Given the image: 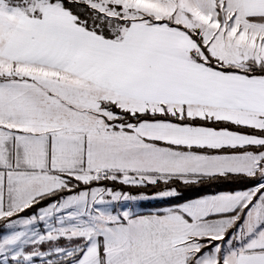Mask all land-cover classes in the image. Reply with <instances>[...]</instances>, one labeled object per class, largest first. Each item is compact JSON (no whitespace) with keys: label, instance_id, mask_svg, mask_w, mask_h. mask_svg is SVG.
Returning <instances> with one entry per match:
<instances>
[{"label":"snow or ice","instance_id":"6c2138e0","mask_svg":"<svg viewBox=\"0 0 264 264\" xmlns=\"http://www.w3.org/2000/svg\"><path fill=\"white\" fill-rule=\"evenodd\" d=\"M0 264H264V0H0Z\"/></svg>","mask_w":264,"mask_h":264},{"label":"trees","instance_id":"16d2710c","mask_svg":"<svg viewBox=\"0 0 264 264\" xmlns=\"http://www.w3.org/2000/svg\"><path fill=\"white\" fill-rule=\"evenodd\" d=\"M109 187H114V188H118L120 190H124V191H130L132 193H155L157 191H159V189H156L154 187H129V186H124V185H113V184H108ZM180 194H181V200L179 202H183L184 199H191L196 197L198 194L200 193L199 189H196L195 187H191V188H185L183 186H179L178 188ZM176 201H169L166 203H161L159 201H154V202H148L146 204L150 205V206H162V205H170V203H173Z\"/></svg>","mask_w":264,"mask_h":264},{"label":"rangeland","instance_id":"374dc122","mask_svg":"<svg viewBox=\"0 0 264 264\" xmlns=\"http://www.w3.org/2000/svg\"><path fill=\"white\" fill-rule=\"evenodd\" d=\"M109 187V186H108ZM116 190L118 191H122V192H127L129 194H131L132 196L137 197L138 199L136 201H132V203L136 204L137 207L134 209L135 211L139 212V211H144V209H146V203H148L147 201H149L151 199V196H149L150 193L145 194V193H132L130 191H124V190H120L118 188H116ZM142 197H148L147 199H145V201H142ZM131 203V202H130Z\"/></svg>","mask_w":264,"mask_h":264},{"label":"crops","instance_id":"0c3cea01","mask_svg":"<svg viewBox=\"0 0 264 264\" xmlns=\"http://www.w3.org/2000/svg\"><path fill=\"white\" fill-rule=\"evenodd\" d=\"M148 195V193H145ZM154 193H150L149 196L153 195ZM195 198V197H194ZM142 201H145L144 198L141 199ZM147 202H154L152 199H150L149 201ZM132 203V202H131ZM147 207L146 209H144V211H139L140 213H143V214H146V213H149V212H152V211H156L158 208H162V207H166V206H169V205H162V206H150L148 204H145Z\"/></svg>","mask_w":264,"mask_h":264}]
</instances>
